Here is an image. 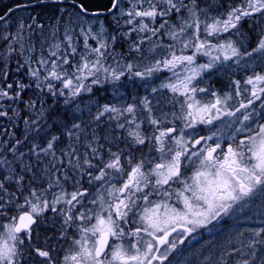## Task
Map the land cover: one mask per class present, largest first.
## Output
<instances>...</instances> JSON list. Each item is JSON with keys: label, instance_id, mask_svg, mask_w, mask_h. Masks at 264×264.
I'll return each mask as SVG.
<instances>
[{"label": "snow or ice", "instance_id": "6c2138e0", "mask_svg": "<svg viewBox=\"0 0 264 264\" xmlns=\"http://www.w3.org/2000/svg\"><path fill=\"white\" fill-rule=\"evenodd\" d=\"M67 2L76 20L57 17L47 52L17 62L27 82L9 83L7 67L24 54L25 29L44 26L21 20L0 35V118L24 124L17 137L0 123V264H173L197 229L264 205V0H108L111 31L86 19L104 12ZM121 43L127 50L116 53ZM226 64L244 74L201 86ZM164 71L150 91L171 93L170 112L147 95L97 98L107 83L115 90L127 76L149 87ZM247 231L201 264H264V226Z\"/></svg>", "mask_w": 264, "mask_h": 264}, {"label": "trees", "instance_id": "16d2710c", "mask_svg": "<svg viewBox=\"0 0 264 264\" xmlns=\"http://www.w3.org/2000/svg\"><path fill=\"white\" fill-rule=\"evenodd\" d=\"M76 2L77 4L83 3L85 7L89 10V13L95 12V11L105 12L106 11L105 6L108 4V0H76ZM17 5H29V6L16 8L14 12L10 13L7 16L6 21L9 18H12L14 15H16L18 11L24 10L25 12H24L23 20L26 25L29 23H32L33 18H35V24H42L44 27L42 29H39L34 26L31 31H29L27 28L25 29L24 33L22 34L23 36L22 42L25 45L24 54L22 56L20 55L14 56L7 67V70L9 71V76H8L9 83L13 82L14 80L21 79V78H23L25 82H27L30 79L29 77L24 75V73H26L27 71L26 68L21 69L20 75H16L17 62L23 63L25 57L29 55H31L33 59L38 58L40 55L42 46L45 50V53L47 52L48 45L52 43V36H51V33L53 31L52 25L57 24L56 18L60 17L62 23H67L70 17L73 21H75L76 13L79 12V9L74 8L70 3L67 2V0L63 4L53 3L52 0H45V4L40 7H36L34 5V0H25V1L17 0L15 2L13 1V3L11 2L8 4H4V6H0V15H3L4 13H6L8 8H15ZM60 8H64L66 9V11L61 13L59 11ZM86 19L88 21H90V19H98L100 21H103L104 26L108 28L109 31H111L112 17L108 14H104L98 18L89 15ZM4 23H0V35L3 30H7V28H5ZM93 26L95 28V27H98L99 25H93ZM62 31H63V28L61 27L59 32L57 33V36L60 38H62L61 36ZM89 42L93 43V46H95L94 42L92 41H89ZM30 44L35 46V52H29L27 50ZM79 47L81 49L83 47L82 39L80 41ZM118 49H120L121 52L127 50L125 47H123V43L116 45L115 51H117ZM4 50H5L4 44L0 43V53H3ZM0 70H4L3 64H0ZM108 93H109V86L106 84L105 86H103L102 89H100L97 92V96L99 97V99H101L100 102L102 103L104 102L102 100L105 99L104 97H108ZM27 95H31V93L28 92L26 93V96ZM51 103L52 101L51 99H49L48 104H51ZM20 108H23V104L20 105ZM66 110L68 111L69 117H71V115L73 114L72 109L67 108ZM21 115L22 116L26 115V113H21ZM0 123L6 125L7 128L10 129L11 131H14L17 137H21L23 130H24V124L22 120L17 121V124L15 127H13V125L7 119L0 118ZM0 131H2V129H0ZM121 134H123V131L117 130L116 135L119 136ZM6 138L7 137L0 136V139H6ZM36 142H40V141H36ZM68 143L69 141L67 137H64L62 142L58 145V147L65 148ZM8 158L11 159V153L8 154ZM27 159L34 160V157L27 156ZM44 163H47V161H45Z\"/></svg>", "mask_w": 264, "mask_h": 264}, {"label": "flooded vegetation", "instance_id": "af4514ba", "mask_svg": "<svg viewBox=\"0 0 264 264\" xmlns=\"http://www.w3.org/2000/svg\"><path fill=\"white\" fill-rule=\"evenodd\" d=\"M243 72L234 71L230 75H243ZM228 79L215 78L213 84L216 88L228 83ZM259 108V104H257ZM264 122V121H262ZM206 135V129L201 131ZM190 175V171L188 172ZM264 205L259 200L246 206L243 212H237L232 215L223 216L211 222V224L197 229L195 238H188L185 244L179 246V252L172 257L173 264H201L203 257L209 253H218L221 248H226L229 241L235 243L241 232L244 238L248 236V229L264 226L261 220H264ZM62 255V254H61Z\"/></svg>", "mask_w": 264, "mask_h": 264}, {"label": "rangeland", "instance_id": "374dc122", "mask_svg": "<svg viewBox=\"0 0 264 264\" xmlns=\"http://www.w3.org/2000/svg\"><path fill=\"white\" fill-rule=\"evenodd\" d=\"M13 1L15 2L17 0H0V6H4V4H8V3H11ZM21 1H25V0H21ZM24 12H25L24 10L18 11V13H16V15H14L12 18H9L4 23V25L5 24L8 25L7 27H5V28H7V30H3L1 35H3L5 32L15 33L16 26L20 23V21L22 20L24 22V20H23L24 19ZM93 20H96V19H90L89 22H91ZM247 29H248V25H245L244 31L246 34H247ZM164 42L169 43L167 38H165ZM123 47H125L127 49L126 44H123ZM145 47L147 48V45ZM123 52H125V51H123ZM116 53H121L120 49H118L116 51ZM149 56H150V53L145 52L146 60L144 62H147V58ZM157 58H159V54H157ZM207 59H208L207 57H201L199 59V62H201V63L207 62ZM234 71H238V70L235 67H229L227 64L224 67L218 66L217 69L209 70V72H207L204 75L203 83L201 84V86L207 87L209 85H212L215 89H218V88H216L215 84H213L214 79L215 78H223V79L227 80L228 74L231 72H234ZM169 75L170 74L167 71L157 73L156 75H154L151 78V80L148 81V83L150 85L149 87H145V81H141L138 78H129L126 76L122 77L121 80L117 82L115 90L113 89V85L111 83H107V85L109 86L108 97H104L105 99H103L102 101H104V102L110 101V102L115 103L118 100L122 99L127 103H131L133 97L140 98V97H144L147 95L149 97V99L153 101V104H156L157 101L161 102L159 105V108L162 111L170 112L173 110L171 108L169 102H168L169 97L171 96V93H169L167 89H162L159 91L158 95H153V94H151V91H150L151 87H158L160 85V83L163 80H165ZM97 98L99 99L98 96H97ZM93 111H94V109H93ZM76 114L79 115V113H76ZM85 116H86V113H85ZM143 127L148 128V126L146 124L143 125ZM149 131H150V128H149ZM121 147H123V144H121ZM115 150L116 149L113 148V151H115ZM69 190H71V189H69ZM48 215L51 216L52 214L48 213Z\"/></svg>", "mask_w": 264, "mask_h": 264}, {"label": "water", "instance_id": "95a60500", "mask_svg": "<svg viewBox=\"0 0 264 264\" xmlns=\"http://www.w3.org/2000/svg\"><path fill=\"white\" fill-rule=\"evenodd\" d=\"M14 9H16V7ZM104 14H107V12L105 11Z\"/></svg>", "mask_w": 264, "mask_h": 264}, {"label": "bare ground", "instance_id": "6f19581e", "mask_svg": "<svg viewBox=\"0 0 264 264\" xmlns=\"http://www.w3.org/2000/svg\"><path fill=\"white\" fill-rule=\"evenodd\" d=\"M6 2V1H5ZM13 3V2H12ZM14 12V11H13ZM13 16V15H12ZM26 17V16H25ZM17 25V24H16ZM127 77V76H126ZM110 99V98H109Z\"/></svg>", "mask_w": 264, "mask_h": 264}]
</instances>
